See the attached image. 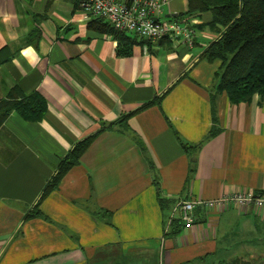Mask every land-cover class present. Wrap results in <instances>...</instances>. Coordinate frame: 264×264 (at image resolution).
Listing matches in <instances>:
<instances>
[{"label": "crops", "instance_id": "obj_1", "mask_svg": "<svg viewBox=\"0 0 264 264\" xmlns=\"http://www.w3.org/2000/svg\"><path fill=\"white\" fill-rule=\"evenodd\" d=\"M187 10L188 0H164L158 17L190 18L192 47L119 40L91 27L76 0H0V98L15 89L46 103L39 120L11 111L0 125V264L264 260V211L205 205L264 190V96L217 91L221 61L202 57L217 37L204 26L212 15ZM88 136L40 200L42 216L26 219ZM184 200L195 202L189 228Z\"/></svg>", "mask_w": 264, "mask_h": 264}, {"label": "trees", "instance_id": "obj_2", "mask_svg": "<svg viewBox=\"0 0 264 264\" xmlns=\"http://www.w3.org/2000/svg\"><path fill=\"white\" fill-rule=\"evenodd\" d=\"M76 4H78L76 0ZM210 12L212 18L204 24L213 33L217 34L203 51L202 57L208 61L220 60L217 91H223L233 102H247L254 95L264 96V0H188V10L185 15ZM177 15L172 19L181 18ZM100 31L112 33L116 38L126 41L129 33L114 29L108 22L97 18L90 24ZM197 30V27L194 25ZM133 39L136 36L131 35ZM171 43L168 39H162ZM150 44L151 41L140 40ZM123 51L127 52L128 48ZM1 54V52H0ZM159 100V99H158ZM145 107V106H144ZM46 109L44 99L38 94L25 96L13 89L5 98H0V125L11 111H16L22 117L30 120H39ZM125 117L113 122L125 125ZM217 133L212 128L208 137ZM93 136H88L74 145L61 158L54 174L47 181L40 199L32 209L26 212L25 218L42 216L39 210L40 200L58 188V184L66 171L79 162ZM189 150L191 145L183 144ZM236 262L234 264H240Z\"/></svg>", "mask_w": 264, "mask_h": 264}, {"label": "built area", "instance_id": "obj_3", "mask_svg": "<svg viewBox=\"0 0 264 264\" xmlns=\"http://www.w3.org/2000/svg\"><path fill=\"white\" fill-rule=\"evenodd\" d=\"M86 18L103 19L114 29L127 32L139 40L158 41L168 39L192 47L196 29L188 17L160 19L164 0H77ZM232 204L235 208L245 205L264 211V190L234 191L218 199L205 202L208 207ZM195 202H180V218L184 227L193 225Z\"/></svg>", "mask_w": 264, "mask_h": 264}, {"label": "rangeland", "instance_id": "obj_4", "mask_svg": "<svg viewBox=\"0 0 264 264\" xmlns=\"http://www.w3.org/2000/svg\"><path fill=\"white\" fill-rule=\"evenodd\" d=\"M240 264H264V260H262V261L242 262Z\"/></svg>", "mask_w": 264, "mask_h": 264}]
</instances>
